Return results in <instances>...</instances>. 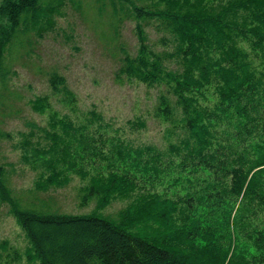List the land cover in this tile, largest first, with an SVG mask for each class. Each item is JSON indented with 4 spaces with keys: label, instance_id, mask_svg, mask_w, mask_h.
Returning <instances> with one entry per match:
<instances>
[{
    "label": "trees",
    "instance_id": "1",
    "mask_svg": "<svg viewBox=\"0 0 264 264\" xmlns=\"http://www.w3.org/2000/svg\"><path fill=\"white\" fill-rule=\"evenodd\" d=\"M65 1L93 15L94 26L104 22L113 39L122 23H135L136 54H123L115 76L164 86L154 117L168 123V136L178 141L162 151L152 144L101 139L102 132L93 135L55 111L49 115L51 132L31 123L20 147L25 162L41 169L36 190L65 186L74 175L88 181L81 202L96 198L95 212L115 197L131 202L117 221L95 212L36 211L35 204L23 206L13 196L0 167V203L29 243L28 260L264 264V0H2V89L7 88L5 50L16 40L22 46L31 35L42 38L54 30V15ZM147 29L166 49L155 48ZM49 82L53 93L62 91L65 102L74 104L63 76L52 74ZM207 93L214 101L204 106L199 99ZM50 105L47 97L32 102L39 113ZM90 117V125L100 120L94 112ZM35 127L48 147L39 144L40 137L34 140ZM8 249L0 239V264L12 262H3Z\"/></svg>",
    "mask_w": 264,
    "mask_h": 264
},
{
    "label": "rangeland",
    "instance_id": "2",
    "mask_svg": "<svg viewBox=\"0 0 264 264\" xmlns=\"http://www.w3.org/2000/svg\"><path fill=\"white\" fill-rule=\"evenodd\" d=\"M54 18V30L45 33L42 38L31 35L22 46L16 40L4 52L7 88L0 87V167L13 196L21 200L23 206L35 204L33 209L36 211L92 215L96 198L86 204L81 202L85 193L83 189L88 186L87 180L81 181L73 175L65 186L36 190L41 169H33L25 162L20 147L24 142L21 134L29 133L31 123L51 132L49 115L55 111L69 116L76 126L85 125L93 135L102 132L101 139L120 138L133 146L152 144L162 151L169 144L176 143L178 138L176 135L168 136L169 124L154 117V107L164 86L146 87L127 79L120 82L115 76L123 54H136L138 45L133 21L122 23L118 36L113 39V31L104 22L98 21L94 26L93 15L81 14L67 1L61 6V14L56 13ZM5 24L0 19V26ZM147 31L150 42L157 50L166 49L158 44V37L151 29ZM240 45L249 51L245 41ZM52 74L64 77L67 89L75 98L73 105L65 102L62 91L59 94L52 92L49 82ZM42 97L49 99L51 108L39 113L32 107V102ZM213 101L209 93L206 98L199 99L204 106L211 105ZM90 112L100 118L91 125ZM136 121L143 122V127L130 125ZM34 131L37 133L34 140L40 137L39 144L48 147L50 142L42 138L43 132L39 133L36 127ZM130 202L131 199L115 197L95 215L117 221L120 212ZM75 238L71 234L69 239L72 241ZM0 239L9 243L10 257L3 262L12 260L10 264H38L28 260L29 243L8 206L3 203H0ZM14 257L16 260L13 262Z\"/></svg>",
    "mask_w": 264,
    "mask_h": 264
}]
</instances>
